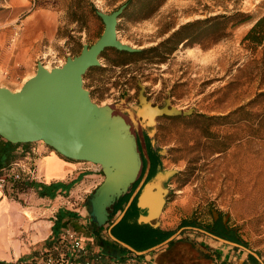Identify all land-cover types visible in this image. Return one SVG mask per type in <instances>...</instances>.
Here are the masks:
<instances>
[{"label": "rangeland", "instance_id": "1", "mask_svg": "<svg viewBox=\"0 0 264 264\" xmlns=\"http://www.w3.org/2000/svg\"><path fill=\"white\" fill-rule=\"evenodd\" d=\"M123 5L118 40L158 50L107 49L101 66L84 76V88L100 106L127 97L134 109L141 84L152 105L169 99L172 107L193 110L160 118L159 132L151 135L159 170L178 172L168 182L163 225L172 233L228 227L264 264V43L244 41L264 10L247 0H0V88L19 91L39 63L52 70L79 56L104 32L96 12L111 14ZM93 167L102 184L101 167ZM107 231L101 236L108 239ZM182 236L210 251L201 255L215 264H251L246 251L226 253L227 246L202 233L184 229Z\"/></svg>", "mask_w": 264, "mask_h": 264}, {"label": "water", "instance_id": "2", "mask_svg": "<svg viewBox=\"0 0 264 264\" xmlns=\"http://www.w3.org/2000/svg\"><path fill=\"white\" fill-rule=\"evenodd\" d=\"M126 8L127 5H123L111 14L97 11L105 26L103 34L92 46H84L79 56L68 58L62 67L48 70L39 63L35 76L19 91L0 88V137L14 145L43 142L67 159L100 166L104 181L89 200L90 222L97 229L109 224L112 206L138 181L145 159L147 169L139 186L108 229V236L115 244L137 256H145L173 241L183 229L144 251H137L112 233L125 218L141 189L138 206L148 208V215L141 216L139 222L157 228L169 193L164 183L178 173L165 171L145 184L151 160L143 125L155 126L156 117L190 116L193 110L172 107L169 99L163 108L153 106L144 95L145 88L141 84L138 111L127 105V97L121 103L105 106L93 102L90 92L84 88V76L90 69L101 66L102 54L107 49L128 54L142 51L118 40L117 25ZM188 229L241 248L262 263L256 253L238 243L199 228Z\"/></svg>", "mask_w": 264, "mask_h": 264}, {"label": "crops", "instance_id": "3", "mask_svg": "<svg viewBox=\"0 0 264 264\" xmlns=\"http://www.w3.org/2000/svg\"><path fill=\"white\" fill-rule=\"evenodd\" d=\"M247 1L252 8L264 10V0ZM32 149L35 150L31 157L36 168L35 179L24 184L9 185L5 190H0V261H32L51 246L63 250L60 239L65 232L70 231L81 240L84 247L83 255L98 254L96 258L100 261L96 263L94 261V264H115L110 262L108 257L100 258L102 250L99 239L90 222L89 200L101 185L100 170L93 167L96 166L94 164L91 166L88 162L67 159L44 144L19 146L14 162L22 159L24 153ZM166 213L165 209L159 219L161 234L159 240L155 242L158 244L154 246L179 232L172 233L170 229L164 227L163 219ZM216 221L217 219L215 223ZM188 228L185 227L183 230ZM184 236L181 231L173 241L150 253L151 257L147 259L133 253L124 264H142L144 260L145 264H215L207 258L211 256L210 251H205L204 248L199 250L197 245L193 248L192 243L184 239ZM93 238L96 239L95 243ZM103 238L114 243L109 236L108 239ZM216 241L227 246L226 253L229 252V248L245 252L241 248ZM93 245H96L98 250L93 252ZM216 248L219 249L217 246ZM188 250L190 255L184 253ZM196 252L199 254L196 255ZM59 253L55 252L56 256ZM202 253L208 256L201 255ZM225 258L222 257L223 260Z\"/></svg>", "mask_w": 264, "mask_h": 264}, {"label": "trees", "instance_id": "4", "mask_svg": "<svg viewBox=\"0 0 264 264\" xmlns=\"http://www.w3.org/2000/svg\"><path fill=\"white\" fill-rule=\"evenodd\" d=\"M221 18H227V16H220ZM218 17L215 19L217 20ZM208 22V21H207ZM180 32L175 33L166 43H170L173 40H175L176 37L180 35ZM244 41H250L256 45H263L264 43V17L261 18L251 29V31L247 34V36L244 38ZM158 49H150L147 51L142 50L138 54H129V55H142L144 53H150L154 52ZM128 54V53H125ZM21 145H28V144H18L14 145L10 142L5 141L3 138L0 137V175L3 173V171L9 167L15 159H17V154L16 150L19 146ZM155 157H156V162H155V167L152 170V174L155 172L156 166L161 165L160 161V155L155 152ZM127 199H125L124 203L126 202ZM124 205H119L114 207L113 214L111 218L113 219L118 211L123 210ZM138 210L137 209H131L127 215L125 216L124 220L113 229V235L117 237L119 240L131 245L133 248H135L138 251H143L144 249L150 248L158 243H155L157 240H159V235L161 234V231L159 230H151V231H142V230H137V229H126L125 225L128 224L127 220L130 216L137 215ZM95 228V227H94ZM123 228V229H122ZM95 228V234L99 239V246L101 247L102 254L100 255L101 259H104L105 257H108L109 261L115 264H124L129 257L133 255L132 252L128 251L127 249L112 243L109 240L104 239L101 236L102 229H97ZM206 231L220 237L222 239L238 243V244H243V242L240 240L238 237L237 233L233 230H229L228 227L225 228L221 225H218L217 228H206ZM54 246L48 247L49 251L53 249ZM56 255V254H55ZM98 255V254H97ZM96 254L89 253L86 255H83L82 252L78 254L77 257L72 258L71 262L73 264H94L96 261H100L97 259ZM95 261V262H94ZM249 261L251 264H260V262L252 255H249ZM94 262V263H93ZM105 263V262H104Z\"/></svg>", "mask_w": 264, "mask_h": 264}, {"label": "built area", "instance_id": "5", "mask_svg": "<svg viewBox=\"0 0 264 264\" xmlns=\"http://www.w3.org/2000/svg\"><path fill=\"white\" fill-rule=\"evenodd\" d=\"M34 152V149L25 152L22 159L13 162L3 171L0 175V190H5L9 185L24 184L35 179L36 168L31 160ZM60 244L63 249H66L65 251L60 250L59 247L50 251L46 249L32 261H0V264H73L71 259L84 251L81 240L74 232H65L60 239ZM55 252L60 253L54 257Z\"/></svg>", "mask_w": 264, "mask_h": 264}, {"label": "flooded vegetation", "instance_id": "6", "mask_svg": "<svg viewBox=\"0 0 264 264\" xmlns=\"http://www.w3.org/2000/svg\"><path fill=\"white\" fill-rule=\"evenodd\" d=\"M140 90H141V88H140ZM140 90H139V92H140ZM144 95L146 96V94L144 93ZM139 97H140V94H139V96H138V99H137V106H136V108H134L136 111H138L139 109H140V99H139ZM146 98H147V100H148V102H150V100H149V98L146 96ZM166 105V100H165V102H164V104L163 105H159L158 107H160V108H163L164 106ZM153 106H155V105H153ZM157 106V105H156ZM168 116H163V117H156L155 118V126H149V125H146V124H144L143 125V132H144V135H145V139H146V145H147V149H148V154H149V156H150V160H151V167H150V171H149V174H148V176H147V179H146V181H145V184H147V183H149V182H151V181H153L154 180V178L159 174V173H162V172H165L166 170H159V168L161 167V165L160 166H156V170H155V172L152 174V170L154 169V167H155V162H156V157H155V152H157L156 151V149H155V147H154V143L152 142V138H151V135L152 134H155V133H158L159 132V129H160V123H159V119L160 118H167ZM144 127H145V129H144ZM146 169H147V161L144 159V162H143V171H142V175L140 176V178L138 179V181L137 182H135L131 187H130V189H129V191L125 194V195H123L113 206H112V208H111V210H110V221H109V224L106 226L107 228H109L111 225H112V223L116 220V218L121 214V212L123 211H118V213L116 214V216L112 219L111 218V216H112V214H113V211H114V207L117 205V206H119V205H124L123 206V209L125 208V206L127 205V203H128V201L130 200V198H131V196L133 195V193L135 192V190L137 189V187L139 186V184H140V182H141V180H142V178H143V175H144V173H145V171H146ZM171 179V178H170ZM170 179L168 180V181H166L165 183H164V186H165V188H167L168 190H169V193L166 195V197H165V199H166V204H165V207H164V210L167 208V205H168V202H169V200H170V195L172 194V191L169 189V185H168V182L170 181ZM144 184V185H145ZM141 192H142V189L138 192V194H137V196H136V198H135V200H134V202L132 203V205H131V207H130V209L128 210V212L131 210V209H137L138 210V213H137V215H134V216H130L129 218H128V220H127V222H128V224L127 225H125V227H126V229H129V228H131V229H137V230H142V231H151V230H160V225L157 227V228H155V227H153L152 225H150V224H144V223H140L139 222V219H140V217L141 216H147L148 215V208H140L139 206H138V202H139V196L141 195ZM125 199H127L126 200V202L124 203V201H125ZM127 212V213H128ZM127 215V214H126ZM124 220V219H123ZM104 228V227H103ZM123 229V228H122ZM97 230V229H96ZM98 231V230H97Z\"/></svg>", "mask_w": 264, "mask_h": 264}, {"label": "bare ground", "instance_id": "7", "mask_svg": "<svg viewBox=\"0 0 264 264\" xmlns=\"http://www.w3.org/2000/svg\"><path fill=\"white\" fill-rule=\"evenodd\" d=\"M47 69V68H46ZM144 129H145V127H144Z\"/></svg>", "mask_w": 264, "mask_h": 264}]
</instances>
